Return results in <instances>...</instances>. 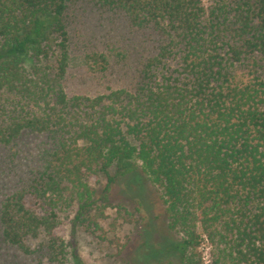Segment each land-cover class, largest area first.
Here are the masks:
<instances>
[{
  "label": "trees",
  "instance_id": "1",
  "mask_svg": "<svg viewBox=\"0 0 264 264\" xmlns=\"http://www.w3.org/2000/svg\"><path fill=\"white\" fill-rule=\"evenodd\" d=\"M78 1L0 0V146L27 132L50 144L1 202L3 240L37 264H83L56 233L101 230L102 178L103 192L145 213L130 264H202L203 240L211 264H264V80L238 84L232 72L264 58V0H89L159 35L132 88L94 95L66 89ZM84 60L109 65L102 52Z\"/></svg>",
  "mask_w": 264,
  "mask_h": 264
},
{
  "label": "rangeland",
  "instance_id": "2",
  "mask_svg": "<svg viewBox=\"0 0 264 264\" xmlns=\"http://www.w3.org/2000/svg\"><path fill=\"white\" fill-rule=\"evenodd\" d=\"M208 7L211 0H202ZM70 36V63L66 89L70 94L94 95L106 88H132L146 58L156 53L159 35L152 28L131 27L124 17L98 8L89 0H79L72 8L68 20ZM108 56L109 65L102 72L92 70L84 56L90 52ZM233 79L238 84L249 83L256 76L264 80V58L250 57L233 66ZM50 146L45 135L23 133L8 146H0V205L4 197L27 183L40 166L41 153ZM105 180H94L93 188L99 210L104 213L101 230H71L62 225L57 230L65 240H72L83 264H130L128 258L138 245L139 216L135 202L115 193V187L103 192ZM153 213L161 224L163 207L159 191L151 189ZM40 240L29 242L37 246ZM197 252L203 264H211L209 245L203 240ZM42 258L37 253L24 254L19 248L7 244L1 235L0 264H37ZM209 260V263L208 261ZM205 262V263H204Z\"/></svg>",
  "mask_w": 264,
  "mask_h": 264
},
{
  "label": "built area",
  "instance_id": "3",
  "mask_svg": "<svg viewBox=\"0 0 264 264\" xmlns=\"http://www.w3.org/2000/svg\"><path fill=\"white\" fill-rule=\"evenodd\" d=\"M203 261H205L204 258H202V264H203ZM207 261H208V263H209V260H207ZM204 263H205V262H204Z\"/></svg>",
  "mask_w": 264,
  "mask_h": 264
}]
</instances>
